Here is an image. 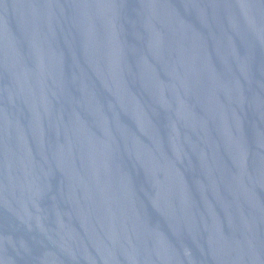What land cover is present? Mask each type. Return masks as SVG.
<instances>
[{
	"label": "water",
	"instance_id": "95a60500",
	"mask_svg": "<svg viewBox=\"0 0 264 264\" xmlns=\"http://www.w3.org/2000/svg\"><path fill=\"white\" fill-rule=\"evenodd\" d=\"M0 264H264V0H0Z\"/></svg>",
	"mask_w": 264,
	"mask_h": 264
}]
</instances>
